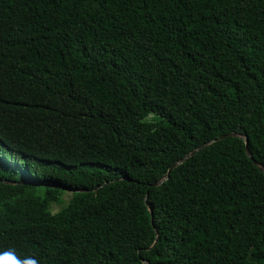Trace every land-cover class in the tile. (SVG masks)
I'll use <instances>...</instances> for the list:
<instances>
[{
    "label": "trees",
    "instance_id": "trees-1",
    "mask_svg": "<svg viewBox=\"0 0 264 264\" xmlns=\"http://www.w3.org/2000/svg\"><path fill=\"white\" fill-rule=\"evenodd\" d=\"M231 132L264 166V0H0V251L264 264Z\"/></svg>",
    "mask_w": 264,
    "mask_h": 264
},
{
    "label": "water",
    "instance_id": "water-1",
    "mask_svg": "<svg viewBox=\"0 0 264 264\" xmlns=\"http://www.w3.org/2000/svg\"><path fill=\"white\" fill-rule=\"evenodd\" d=\"M226 136H229V137H231V136H238V137L243 138L244 143H245V152H246V155H247L250 159H252L253 162H254V163H255V164H256V165H257L262 171H264V166H262V165H261L260 163H258L256 160H254V159L252 158V156H251L250 150H249V148H248V138H247V136L242 137L239 133L231 132V133H228V134H226V135H221V136H219L218 139H223V138L226 137ZM214 140H216V139H214ZM209 143H210V142H207V143H203V144H201L200 146L194 148L192 151L188 152V153H187L184 157H182L181 159H179V160L175 161L174 163H172V164L169 166L168 170H167L166 176H165L164 178L159 179L158 181L153 182V183H152V186L160 185L165 179H167V178L169 177V174H170V172H171L172 169H174L176 166H178L179 164H181L183 161H185L187 158H189L190 156H192L194 153H196L198 150L202 149L203 147H205V146H206L207 144H209ZM149 210H150V214H151V222H152V211H151V209H149Z\"/></svg>",
    "mask_w": 264,
    "mask_h": 264
},
{
    "label": "clouds",
    "instance_id": "clouds-1",
    "mask_svg": "<svg viewBox=\"0 0 264 264\" xmlns=\"http://www.w3.org/2000/svg\"><path fill=\"white\" fill-rule=\"evenodd\" d=\"M158 122L159 118L156 117L151 124L155 125ZM156 130V127L153 126L152 131L155 132ZM0 264H40V261L35 255L21 257L15 249L10 248L5 251H0Z\"/></svg>",
    "mask_w": 264,
    "mask_h": 264
},
{
    "label": "rangeland",
    "instance_id": "rangeland-1",
    "mask_svg": "<svg viewBox=\"0 0 264 264\" xmlns=\"http://www.w3.org/2000/svg\"><path fill=\"white\" fill-rule=\"evenodd\" d=\"M70 191H67L64 195H63V200H64V202H66L67 200H68V198H69V196H70ZM61 206L60 205H53L52 206V211L53 212H56L57 210H59V208H60Z\"/></svg>",
    "mask_w": 264,
    "mask_h": 264
}]
</instances>
